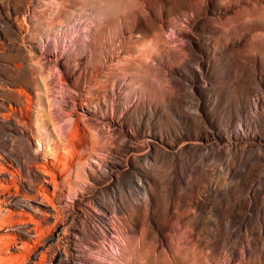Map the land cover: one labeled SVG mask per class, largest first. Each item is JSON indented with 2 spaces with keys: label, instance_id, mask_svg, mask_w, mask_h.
<instances>
[{
  "label": "rangeland",
  "instance_id": "rangeland-1",
  "mask_svg": "<svg viewBox=\"0 0 264 264\" xmlns=\"http://www.w3.org/2000/svg\"><path fill=\"white\" fill-rule=\"evenodd\" d=\"M236 143L230 192L227 171L200 174L196 161ZM258 154L264 0H0V197L42 192L56 209L62 191L87 197L58 224L26 217L24 234L0 210V264H56L101 245L103 226L120 264H264V188L247 198ZM210 184L223 200L211 209L233 223L198 218Z\"/></svg>",
  "mask_w": 264,
  "mask_h": 264
},
{
  "label": "bare ground",
  "instance_id": "bare-ground-1",
  "mask_svg": "<svg viewBox=\"0 0 264 264\" xmlns=\"http://www.w3.org/2000/svg\"><path fill=\"white\" fill-rule=\"evenodd\" d=\"M236 139H237V141L240 140V138H237V137H236ZM226 147H225V149L228 148V150H229V147H232V149L229 150L230 152L227 150H224L222 147L221 148L218 147L219 148L218 150H214L213 148H208V150H206L205 152H203L201 154L200 158L196 161V164H197V162L199 163V165H197V171H198V173L201 172L200 174L208 173V172L209 173H213V172L224 173L225 171H227L228 176L226 177L225 180L230 181L229 182L230 184L228 185L229 189H227L230 191V187H232L236 181H238V182L242 181V175L238 174V172L241 169L239 171H237L236 170L237 165H238V167L240 165H242V168L244 165L242 164L243 163L242 159L239 161V159L232 156L231 150H233V153H235L236 149L238 147H240L239 143H236L235 145L230 144L229 147H227V148ZM237 151H238V149H237ZM253 162H255V164H260L261 170H260L258 178L251 180V183H252L251 186L252 187L248 191V195H247V198H248L250 203H255V196H256V190L255 189L257 188L260 191L261 189L264 188V159H261L260 154H258V155L254 156ZM8 165H9V168H11L13 171H11V169L7 168V169H5L6 171L2 175L6 176V177L8 176L13 180V178L15 177V172L17 171L16 166L13 162L9 163ZM39 166H41V165H39ZM40 172L44 176L45 183H47V184L54 183V181H51L52 174L48 171V169H46V167H45V169H40ZM209 178L210 177L207 174L199 176L195 183H196V185H200L202 180L208 181ZM247 180H249V179L247 178ZM186 182L183 180L182 177H179L177 175L176 180L171 182L170 187L174 188L175 186H178V187L182 188ZM181 192H182V190H181ZM221 192L222 191L220 190V188L217 185L210 184V189L208 192L209 197L207 200V205L205 208L202 209V211L200 212V215L198 216V218L200 220H208V221H212V222L213 221L220 222V221L226 220L228 223H233L232 222L233 217L224 210V205H223L224 203L222 204L223 206L219 207L218 209H211V206H210L211 200H214L216 197H219V199H221L220 201H223L222 197L220 195ZM13 193H15V192H13ZM13 193L12 192H5L1 195V197H0V204H1L0 210H1V214L2 213L3 214L7 213L9 215L14 214V215L19 217V221H18V225H20L19 231H18L19 234L27 233L33 226V224L30 221H28L26 219V217L32 218L35 214L41 215V216H44L46 218L54 220L56 222V224H58V222L60 221L59 219H63V216L70 210V206L67 205L66 203H64L60 207V209H56L55 207L52 206L51 200L47 197V195H45L42 192H37L34 195L31 194L32 196H17V195H15L16 193L15 194H13ZM231 198L229 197L227 199V205L226 206L228 208L232 205ZM19 207L20 208L22 207L21 209L22 210L24 209V210L19 211V209H20ZM4 220H0V224H2ZM7 227H6V230H7ZM2 230H3V228L0 227L1 232H2ZM234 230H236V229H234ZM230 238L231 239L235 238L237 243H239V240L241 239L240 236H235V234H233V233L230 236ZM1 244L2 243L0 240V247H1ZM231 254H232V257L235 258L236 257V249L231 250Z\"/></svg>",
  "mask_w": 264,
  "mask_h": 264
},
{
  "label": "built area",
  "instance_id": "built-area-1",
  "mask_svg": "<svg viewBox=\"0 0 264 264\" xmlns=\"http://www.w3.org/2000/svg\"><path fill=\"white\" fill-rule=\"evenodd\" d=\"M53 181V180H51ZM53 189H55L54 184H49ZM62 197L66 199L67 204L71 207V204L73 201L77 200V197L80 196L81 201L85 200L87 197H84V193H77L74 195V193H71L69 190H65L61 192ZM75 215L73 214V217ZM95 230V229H94ZM79 232V230H77ZM93 233L95 231H92ZM82 233V232H81ZM32 237L36 238L37 233L36 231L31 232ZM97 237L100 240V244H96V247H85V248H79L75 250V254L73 257H68L67 255L60 256V258L56 261L58 263L56 264H120V256H121V241L118 235L113 231V229H110L106 226H103L100 228L99 233L97 234ZM62 257H68L65 259V262L62 263ZM42 260V254L38 255L36 257V262H41Z\"/></svg>",
  "mask_w": 264,
  "mask_h": 264
}]
</instances>
